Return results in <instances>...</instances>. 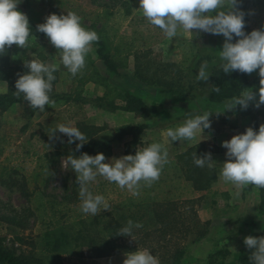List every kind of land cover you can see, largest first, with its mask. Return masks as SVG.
Segmentation results:
<instances>
[{
  "label": "rangeland",
  "instance_id": "obj_1",
  "mask_svg": "<svg viewBox=\"0 0 264 264\" xmlns=\"http://www.w3.org/2000/svg\"><path fill=\"white\" fill-rule=\"evenodd\" d=\"M257 1L259 3L252 5L249 16L244 18L246 34L264 27V0ZM124 2V0H67L60 11L61 14L57 15H66L71 6L100 12L104 10L105 5L110 6L114 10L111 24L118 29V33L126 36L128 40L134 39L141 52L149 51L148 58L143 61H150V73L157 67L164 70L167 67V71H161L160 74L169 72L166 76L172 79L177 70H182L185 75L182 82H193L203 63H207L206 71L209 74L214 66L222 65L223 61L218 55L225 39L222 35L200 33L194 36L181 29L178 30L176 37L168 39L159 27L151 25L143 16L142 10L139 9V1L131 15H127L122 8ZM52 8L48 0H21L17 6V10L27 15L29 24L44 23L45 18L54 13ZM80 17L82 23H88V19ZM38 41L51 44L47 37H42ZM32 43L33 40L28 41L27 49L17 46L14 49L15 59H18L19 54L27 53L30 59L41 61L37 52L32 50ZM44 49L47 63L58 65L60 80L56 84V91L66 96L72 92L76 82L62 65L57 49L54 46ZM91 50L93 57L97 59L94 48L91 47ZM208 55L213 59L204 58L201 65L196 66V60L200 56ZM168 64L175 66L168 67ZM134 70L135 58L132 57L128 69L123 70L120 75L110 76V85L115 89L128 88L143 96L147 102L158 107V114L145 118L122 108L110 110L100 107L94 100L98 96H103L106 89L103 85L93 82L87 83L82 95L85 100L81 105L70 104L66 97H62L46 105L45 112L37 110L32 117L25 114L22 103H15L8 110L0 112V236L7 248L16 254L28 255L33 248V240L49 223L53 225V222L59 219L67 220L74 213V209L80 213L79 186L77 187L79 200H74L75 173L71 169L63 168L66 156L62 155L57 159L55 154L79 141L69 144L66 135L57 132L59 139H50L49 134L58 124L78 127V123L82 121L101 127L97 137L112 144V151L104 154L106 162L128 155L125 151L129 139L118 140L117 132L121 126L129 123L147 122L150 125L144 131L139 147H147L154 142L162 143L171 157L193 145L206 144L212 159L216 162L213 168L218 176L211 190L192 193L191 190L187 191L189 182L186 180L175 181L176 187L166 188V194H173L176 198L181 197L183 192L186 193L183 196H194L199 217L209 227V232L204 238L196 241V235H191L182 241L187 252L181 264H208L209 255L217 250L228 251L227 255L222 256V260L236 261L241 251L248 249L244 244V238L255 237L264 228V214L259 213V189L255 186L251 189L247 186L238 189L220 176L222 164L227 159L225 155L227 149L222 147V142L230 140L234 135L243 134L248 127H252V115L260 110L262 105L257 109L250 103L246 110L237 105L231 111L216 115L215 113L222 112L228 104L210 100L209 79L207 82L197 81L194 88L189 90L187 97L189 99L182 100L154 85L142 83L135 78ZM250 80L251 85L248 89L257 93L258 100L260 87L258 69L250 74ZM7 87V82L0 81V92L7 90ZM110 98L114 99V95H110ZM116 102L119 105L123 104L119 99H116ZM204 112L213 113L209 118L211 128L204 130V140L200 141L202 137L197 134L196 139L192 141L169 142L165 135L168 128H176L191 115ZM262 123L264 117L261 119ZM47 145H50V150ZM89 189L93 195L104 196L111 206L131 194L127 189H120L117 184L107 181L102 176H97L95 181L90 182ZM25 192L31 193V197L29 198ZM12 229L16 230L17 234L12 233ZM125 254L97 258L95 263L87 259L88 261L82 264H123ZM156 257L159 264H167L162 262L160 256ZM62 260L63 264H73L76 257L64 255Z\"/></svg>",
  "mask_w": 264,
  "mask_h": 264
},
{
  "label": "trees",
  "instance_id": "obj_2",
  "mask_svg": "<svg viewBox=\"0 0 264 264\" xmlns=\"http://www.w3.org/2000/svg\"><path fill=\"white\" fill-rule=\"evenodd\" d=\"M122 8L127 15H131L136 8L139 0H124ZM135 1V2H133ZM52 11L57 15L61 14V9L66 5L67 0H48ZM259 3L257 0H241L240 9L249 16L251 6ZM69 12H75L77 15L88 19V23H82L86 30L97 32L99 39L93 42L97 59L93 57L92 50L85 57V67L82 72H78L71 77L76 82L72 92L61 95L56 91V84L60 80L59 70L54 72L56 79L52 82V91L49 93L50 100L66 97L70 104L81 105L85 100L83 93L88 82L98 83L105 87L103 96L95 98V103L100 107L110 110L122 108L125 111L134 112L138 116L150 117L159 113L155 104H150L145 98L134 91L125 89H115L110 85L111 75H120L123 70L130 66L131 58H135L134 76L142 83L154 85L162 91L169 93L176 98L187 100L190 91L197 82L196 78L189 82H182L185 77L182 70L175 72V77L170 79L166 75L169 72L160 74L161 71H167L157 67L150 73V61H143L149 56V51L141 52L135 45V40H128L126 36L120 35L118 29L111 24V16L114 10L105 5L104 10L87 11L80 6H71ZM41 23H31L30 36L28 41H32V50L37 52V56L44 63H47V54L44 49L53 48L51 44H43L38 39L46 37L45 34L36 31V26ZM233 38V43L236 42ZM16 45L8 48L3 55H0V81L8 83L7 90L0 92V112L8 110L15 103H22L25 114L28 117L34 116L36 109L29 107L23 96L19 98L14 94L15 82L18 74H25L29 71L24 66L30 57L27 53L18 55L14 49ZM213 59L211 55L200 56L196 60V66L201 65L202 60ZM99 62L101 65H99ZM168 67H174V64H168ZM163 69V70H162ZM70 73V72H69ZM150 73V74H149ZM197 75V74H196ZM195 75V77H196ZM210 93L209 98L214 102H224L229 104L234 98L247 90L251 85L250 74L233 71L224 73L221 65L214 66L210 74ZM219 88V91L216 88ZM190 90V91H189ZM114 95V99L110 95ZM192 98V97H191ZM194 98V96H193ZM116 99L122 101L118 104ZM264 117V105L252 115V128L258 131L261 125V119ZM150 125L147 122L141 124L129 123L121 126L117 132V139L122 141L126 138V154L135 155L139 145L142 142V135ZM88 138L87 143L76 150V142L69 145L68 148L56 152L57 159L62 155H74L79 157L83 153L89 155L98 152L106 154L112 151V144L108 140L97 137L101 127L79 122L77 127ZM210 152L206 144L199 143L193 145L184 152L177 153L174 157L169 156L170 163L166 164L157 181L150 187L141 186L139 196L127 195L118 203L110 205L109 211H102L99 215L92 216L80 211L70 215L67 220L59 219L56 222L49 223L44 230L33 240V248L30 254H16L13 250L4 245V240L0 236V264H63L62 257L71 255L76 257L73 264H82L91 259L95 263L97 258L111 256L118 253L134 252L137 249L147 248L154 256H160L162 262L167 264H181L186 255V248L182 241L191 235H196L195 240L204 238L209 227L207 223L202 222L196 207V198L194 196H183L176 198L173 194H166L167 187H176L175 181L186 180L189 182L188 190L200 192L211 190L212 184L217 180V173L214 168L207 166L201 168L195 165L193 154L201 156ZM55 156V157H56ZM38 175V174H36ZM74 200L77 198L79 186L76 183V174L73 179ZM253 185H248L251 189ZM259 189V188H258ZM30 198L31 193L25 192ZM260 203L259 213L264 214V189H259ZM140 223L142 227L133 229L132 238L120 236L119 230L127 226V222ZM17 234L16 230H11ZM264 236V228L255 236ZM252 249L242 250L236 261L227 262L222 260V256L228 254L227 250H217L209 255L208 264H253L250 260Z\"/></svg>",
  "mask_w": 264,
  "mask_h": 264
},
{
  "label": "clouds",
  "instance_id": "obj_3",
  "mask_svg": "<svg viewBox=\"0 0 264 264\" xmlns=\"http://www.w3.org/2000/svg\"><path fill=\"white\" fill-rule=\"evenodd\" d=\"M20 3L21 0H0V55L12 45L27 49L30 26L27 15L17 10ZM240 4L241 0H139L143 16L151 25L159 27L168 39L176 37L181 29L194 36L200 33L222 35L225 39L218 55L223 61L221 68L224 73L239 71L252 74L259 70L258 100L256 92L245 90L216 115L231 111L237 105L244 110L250 103L257 109L264 105V27L246 34L245 13L240 9ZM36 31L46 35L57 49L62 65L72 76L85 67V57L91 51L92 43L99 39L97 32L86 30L82 26V18L75 12L59 16L50 14L44 23L36 26ZM234 37L238 38L235 43L232 42ZM24 66L29 71L18 74L14 94L18 98L23 96L30 108L43 113L45 106L52 103L49 93L52 91V82L56 79L54 72L58 71V65L29 59L24 62ZM207 67L206 62L200 66L197 81H208L210 74L206 71ZM216 90L219 91V88ZM212 115L211 112L191 115L180 126L168 128L165 135L170 143L192 141L197 134L202 137L200 141L204 140L203 133L211 128L209 118ZM57 132L66 135L69 144L79 141L76 144L77 151L88 141L77 127L58 124L51 130L49 138L59 139ZM47 146L50 150V145ZM222 147L227 149V159L222 164L221 178L238 189L248 185L264 189V123L259 126L258 131L248 127L243 134L223 141ZM193 160L201 168H213L216 165L210 152L201 156L194 153ZM168 163L170 160L167 148L162 143L154 142L147 147H139L135 155L113 158L110 162H106L103 153L94 156L83 153L79 157L68 155L63 161V168L71 169L76 174L81 212L96 216L110 209L104 196L93 195L89 189V183L95 181L97 176L114 182L122 190L127 189L133 196H139L141 186L150 187L159 179ZM141 227L142 224H134L129 220L118 235L132 238L133 229ZM244 244L252 249L249 258L253 264H264V236H247ZM125 255L123 264H159L157 257L147 248Z\"/></svg>",
  "mask_w": 264,
  "mask_h": 264
},
{
  "label": "crops",
  "instance_id": "obj_4",
  "mask_svg": "<svg viewBox=\"0 0 264 264\" xmlns=\"http://www.w3.org/2000/svg\"><path fill=\"white\" fill-rule=\"evenodd\" d=\"M6 91V90H5ZM134 124H138V123H134ZM165 145V144H164Z\"/></svg>",
  "mask_w": 264,
  "mask_h": 264
}]
</instances>
